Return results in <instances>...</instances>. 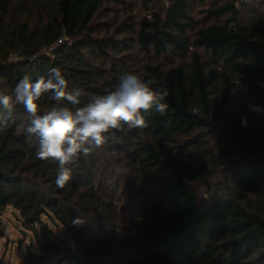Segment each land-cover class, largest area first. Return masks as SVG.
I'll return each instance as SVG.
<instances>
[{
  "label": "trees",
  "instance_id": "1",
  "mask_svg": "<svg viewBox=\"0 0 264 264\" xmlns=\"http://www.w3.org/2000/svg\"><path fill=\"white\" fill-rule=\"evenodd\" d=\"M191 2L169 0L166 11L120 29L122 39L101 35L108 24L95 22L106 4L125 0L0 4V92L58 68L69 89L82 90L83 106L141 63L119 55L143 53L152 58L140 77L169 93L168 110L147 117V127L112 129L102 147L80 153L63 188L58 161L37 158L24 107L0 106V214L18 210L39 250L29 248L24 264L52 254H63L56 264H264V13L248 29L236 1H226L199 26ZM203 52L223 65H207ZM178 55L190 59L162 60ZM53 104L42 99L38 114ZM51 224L71 232L75 246Z\"/></svg>",
  "mask_w": 264,
  "mask_h": 264
},
{
  "label": "clouds",
  "instance_id": "2",
  "mask_svg": "<svg viewBox=\"0 0 264 264\" xmlns=\"http://www.w3.org/2000/svg\"><path fill=\"white\" fill-rule=\"evenodd\" d=\"M152 81L145 82L134 73H125L115 90L93 97L81 106L83 92L69 89L60 69L51 68L47 78L33 80L25 74L10 94L0 92V106L11 112L14 105H22L30 118L26 132L37 138V158L58 161L56 186L63 188L72 178L71 169L80 153L88 155L91 147L106 143V133L112 129L147 127V117L164 114L169 105L165 89H153ZM53 101L51 108L41 111L40 101ZM255 110L260 111L259 106ZM82 223L83 221H78Z\"/></svg>",
  "mask_w": 264,
  "mask_h": 264
},
{
  "label": "rangeland",
  "instance_id": "3",
  "mask_svg": "<svg viewBox=\"0 0 264 264\" xmlns=\"http://www.w3.org/2000/svg\"><path fill=\"white\" fill-rule=\"evenodd\" d=\"M0 4L8 2L15 3L18 0H0ZM28 1H43V0H28ZM232 1V0H192V6L190 8V13L195 17L199 26L202 24H207L214 21L215 19L208 16V8L212 4H220L222 2ZM236 1L237 7L241 12V24L246 28H250L252 21L257 13H264V0H234ZM14 6V4H12ZM2 6V5H0ZM12 6V7H13ZM169 6V0H125V5L119 6L116 4H106L100 16L96 20V27L103 28V24H108V30L101 29V35L106 31L109 35L116 36L118 38H123L124 34L120 33L119 30L125 27L131 21H137L141 19L144 15L150 14L152 11H166ZM10 7V6H9ZM8 7V8H9ZM11 10V7L9 8ZM1 13V10H0ZM227 16H222L218 20L225 21ZM119 57L125 59H139V66L129 65V71L131 73L140 76L142 65L150 60L149 55L143 53H133L131 57L126 56L125 53L119 55ZM204 61L209 66L223 65L222 62L213 63V60L203 52ZM170 59V61H167ZM189 55L187 57H181L180 55L176 57H167L162 60L170 64H182L189 61ZM164 173L172 175L176 174L173 167L165 165ZM207 192V188L201 189L202 198ZM127 201V200H126ZM126 207V206H125ZM131 212L128 209H123L121 211V218L128 221ZM55 229L57 235H59L62 241L69 245L70 247L75 246V242L72 237V233L68 232L64 226H55L51 224ZM0 227L4 231V236L0 237V264H24V257L29 248L35 253H39L36 246L32 244L33 233L22 224L20 218V213L13 206H7L0 214ZM63 254H52L45 263L41 264H56V261L60 260ZM62 259V258H61ZM58 264V263H57ZM60 264H68L67 260H61Z\"/></svg>",
  "mask_w": 264,
  "mask_h": 264
}]
</instances>
